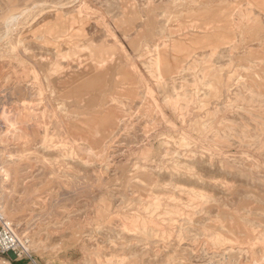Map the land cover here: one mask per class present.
I'll list each match as a JSON object with an SVG mask.
<instances>
[{"label": "rangeland", "instance_id": "obj_1", "mask_svg": "<svg viewBox=\"0 0 264 264\" xmlns=\"http://www.w3.org/2000/svg\"><path fill=\"white\" fill-rule=\"evenodd\" d=\"M0 207L36 264H264V0H0Z\"/></svg>", "mask_w": 264, "mask_h": 264}, {"label": "built area", "instance_id": "obj_2", "mask_svg": "<svg viewBox=\"0 0 264 264\" xmlns=\"http://www.w3.org/2000/svg\"><path fill=\"white\" fill-rule=\"evenodd\" d=\"M36 264L32 259L28 241L12 229L0 208V264Z\"/></svg>", "mask_w": 264, "mask_h": 264}, {"label": "bare ground", "instance_id": "obj_3", "mask_svg": "<svg viewBox=\"0 0 264 264\" xmlns=\"http://www.w3.org/2000/svg\"><path fill=\"white\" fill-rule=\"evenodd\" d=\"M21 111V110H20ZM19 113V112H18ZM1 208V207H0ZM27 241H28V239H26ZM28 243H29V241H28ZM99 264H104V263H99ZM108 264H113V263H111V262H109ZM118 264H121V262L120 263H118Z\"/></svg>", "mask_w": 264, "mask_h": 264}, {"label": "clouds", "instance_id": "obj_4", "mask_svg": "<svg viewBox=\"0 0 264 264\" xmlns=\"http://www.w3.org/2000/svg\"><path fill=\"white\" fill-rule=\"evenodd\" d=\"M15 19V18H14Z\"/></svg>", "mask_w": 264, "mask_h": 264}]
</instances>
